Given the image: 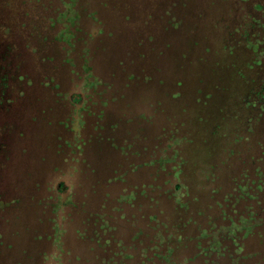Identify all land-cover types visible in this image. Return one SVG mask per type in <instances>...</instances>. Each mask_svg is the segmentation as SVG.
Instances as JSON below:
<instances>
[{"label":"trees","instance_id":"16d2710c","mask_svg":"<svg viewBox=\"0 0 264 264\" xmlns=\"http://www.w3.org/2000/svg\"><path fill=\"white\" fill-rule=\"evenodd\" d=\"M9 4L0 0V264H47L53 255L45 247L54 246L56 233L63 232L55 215L65 190L55 194L52 182L37 172V162L48 166L53 155H60L72 162L76 171H82L74 165L78 160L86 163L87 175L96 170L93 156L88 154L92 133L87 137L60 135L59 127L69 131L72 109L62 111L59 105L72 107L82 100L67 98L68 93L61 91L62 84L49 71H53V63L57 70L58 67L73 68L74 63L72 72L80 74V67L69 56L61 63L57 59H62L64 52L69 55L78 43L87 44L77 37L81 32L77 29L73 32L71 28L65 33L74 37L72 42L64 37L65 30L44 39V43L64 44L61 52L58 48L46 50L37 44L42 41L41 28L33 26L29 35L35 45L28 41L33 44L30 53V45L21 43V33L16 32L15 19L5 15ZM58 23L61 24L59 18L51 20L50 28L54 29ZM20 26L27 33L26 23ZM223 43L221 48L227 60L216 64L220 76L207 89L203 86L207 92L199 91L212 93L218 113H222L212 133L216 139L209 138L203 144L208 154L214 150L217 155L227 157L229 167L234 164L226 181L221 174L211 172L205 182L210 180L217 187L209 192L208 204L203 195H194L186 182L187 160H183L179 149L172 152L176 159L169 158V151L180 139L173 129L164 127L152 147L139 144L141 140L147 141L145 126L136 135L130 131V139L106 136L111 140L108 141L111 147L112 143L129 146L132 154L126 158L107 146L125 161L114 166L107 178L108 185L117 183L122 187L115 195L108 191L97 210H92L85 200L69 203L66 219L76 221L75 217L79 216L78 240L89 248V259L84 254L76 257L77 261L82 259L86 264H264V0H235L233 18ZM29 55L41 61L36 75H32L26 60ZM90 61L84 60L83 72L90 67L94 69ZM137 77L140 75H130L132 79ZM94 79L97 86L88 95L92 100L86 102H92L88 106L97 108H90L89 112L85 109V113L95 120L94 128L100 129L103 116L106 117L104 108L124 99L125 90L115 89L109 81L96 75ZM45 93L51 96L49 105L42 101ZM226 94L230 103L221 104L219 99ZM134 118L137 117L134 115L120 123L130 127ZM42 126L49 132L39 135ZM117 127L112 122L108 129ZM100 133L104 139V130ZM213 140H216L214 147ZM75 141L81 144L79 148L74 147ZM102 159L101 155L98 161ZM144 168L156 170L157 176H152V182L140 178L133 181L132 174ZM53 169L54 173L56 169L61 172L59 167ZM116 175L122 176L123 182H115ZM179 182L188 189L183 205L177 204L174 196L181 189ZM163 202L170 205L169 212L161 208ZM64 234L62 257L66 253L72 257L73 249H65Z\"/></svg>","mask_w":264,"mask_h":264},{"label":"rangeland","instance_id":"374dc122","mask_svg":"<svg viewBox=\"0 0 264 264\" xmlns=\"http://www.w3.org/2000/svg\"><path fill=\"white\" fill-rule=\"evenodd\" d=\"M3 1L10 2L5 9V15L15 19V26L18 29L16 32L21 33L23 38L21 43L29 44L28 41L33 43L29 34L35 26L40 27L43 33L41 44L39 42L37 44L46 50L52 51L58 48L61 52L64 44L54 45L49 41L44 43V39L53 38L64 30V33L69 32L71 28L73 32L75 29L79 30L81 33L77 37L83 38L87 44L85 46L84 42L78 43L75 49H70L69 55L64 52L62 59H57L61 63V60L69 56V59L74 60L80 67L78 71L82 74L81 77L77 72H72L75 68L74 63L73 68L58 67V70L53 63L51 65L53 71H49L62 84L61 91L68 93L67 98L72 101L82 100L80 104H74L72 107L68 105L70 107L64 108V104L59 105L62 111L72 109V119L68 122L69 131L59 127L60 135L71 138L76 135L87 137L92 133L88 142V146L92 148L88 149V154L93 156V162L97 167L94 166L95 173L87 175L86 163L84 160H78L74 165L80 170L83 168L85 170L72 171L63 176L54 173L53 169L55 164L63 166L59 156L53 155L48 166L37 162V172L45 175L44 180L52 182L53 192L57 194V191L65 190L59 198L58 212L55 215L58 226L65 234L58 230L53 241L54 246L47 244L45 247L53 255L47 264H86L82 259L76 260V257L81 258L80 256L84 254L86 260L89 259V248L78 240L76 233L80 226V218L76 216V221H70L66 219L65 211L69 212V203L73 200L80 202L85 200L92 210H97L108 191L115 195L121 189L122 186L117 183L108 185L107 178L114 170V166L123 165L125 161L117 152L107 148L111 145L108 143L111 140L106 136L117 135L116 138L130 139L132 137L129 135L130 131H135L136 135L138 129L145 126L147 141L141 140L139 144L144 143L152 147L164 127L173 129L180 139L169 151V158L176 159L172 152L175 149L180 150L183 160H187L186 182L189 183L194 195H203L204 201L208 204L209 195L217 185L210 180L206 184L207 176L211 172L221 174L222 179L226 181L234 164L229 167L227 157L217 155L214 150L210 154L205 152L203 141H209V138L216 139L212 133L222 113H218L219 108L213 94L201 93L199 90L203 89L204 85L206 89L209 87L208 84L213 85L220 76L217 62L227 60V54L221 47L224 44L226 28L233 18L235 0ZM57 18L60 19L61 24L58 23L54 29H51V20ZM19 22L22 25L26 23L27 33L25 29L20 28ZM64 37L69 42L74 38L70 33H65ZM32 43L29 44L30 53L34 44ZM26 60L32 68V75H36L35 70L41 69L39 64L41 61L33 55L26 56ZM84 60H91L94 69L90 67L86 70L87 73L83 72L81 68ZM113 64H116L114 70H112ZM131 74L140 77L132 79ZM95 75L109 81L115 89L125 90L124 99L104 108L106 117L103 116L105 119H102L100 129L94 128L95 120H91L88 113H85V109L89 112L92 108L88 106L92 102L86 101L92 100L88 95L93 94L97 86V83H94L95 80L97 82V79H94ZM227 95L229 94L221 96L219 99L221 104H225V101L230 103ZM50 98L51 96L45 93L42 101L48 102L49 105ZM134 115L137 118L131 120L133 123L130 122V127L121 125L120 120L126 121ZM137 121L149 124L140 125ZM112 122L114 126H118L116 130L108 129ZM53 130L56 131V128ZM102 130H104V139L100 133ZM39 131L41 132L39 135H43L47 134L49 129L42 126ZM186 138L190 141L185 140ZM75 142L74 147L79 148L81 144ZM215 143L216 140L211 141V146L214 147ZM112 147L120 151L123 157L129 158L132 154L129 146L112 143ZM154 154L155 157L157 154ZM101 155L103 159L99 162L98 158H101ZM132 175V180L135 182L138 178L144 181L149 179V182H152V176H157V173L156 170L144 168ZM102 176L103 179L105 178L103 181ZM114 181L123 182L122 176L116 175ZM178 184L181 189L177 195H174L175 201L183 205L182 199L188 196V189L185 184L180 182ZM202 205L204 204L201 201L200 206ZM161 208L169 212L170 205L163 202ZM125 228L130 230L131 227L125 225ZM62 233L65 236V249H73L72 257L68 256L69 253L62 257L61 252L64 253Z\"/></svg>","mask_w":264,"mask_h":264},{"label":"crops","instance_id":"0c3cea01","mask_svg":"<svg viewBox=\"0 0 264 264\" xmlns=\"http://www.w3.org/2000/svg\"><path fill=\"white\" fill-rule=\"evenodd\" d=\"M72 119V118H71ZM70 119V120H71ZM70 120L68 121V122H70ZM57 156H59V157H61L59 160H61V163H63V166H61V165H54V167L53 168H55L56 169V167H59V168H61V172L58 174V175H66V174H68V173H71L72 171H74V172H77L73 167H72V163H69V161H65V159H62L63 157L62 156H60V155H57ZM68 159H69V157H68ZM70 160L72 161V159L70 158ZM57 171V173L59 172V170L58 169H56ZM82 171H84L85 169L83 168V169H81ZM50 261V260H49ZM49 261L47 262V263H49Z\"/></svg>","mask_w":264,"mask_h":264}]
</instances>
